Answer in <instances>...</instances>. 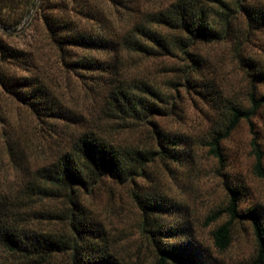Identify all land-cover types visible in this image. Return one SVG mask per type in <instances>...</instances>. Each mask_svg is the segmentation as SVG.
Instances as JSON below:
<instances>
[{
  "label": "trees",
  "instance_id": "1",
  "mask_svg": "<svg viewBox=\"0 0 264 264\" xmlns=\"http://www.w3.org/2000/svg\"><path fill=\"white\" fill-rule=\"evenodd\" d=\"M35 2L0 0V26L18 28ZM232 2L230 6L225 0H170L144 8L139 0H38L21 32L0 31L1 92L26 106L59 147L51 159L30 168L19 162L15 141L8 143L7 153L21 175L16 189L0 191V264H51L59 256H65L67 264H122L82 195L105 179L125 184L139 178L149 184L132 189L131 197L141 216L140 231L154 252V264H218L191 237L188 220L181 217L174 226L164 224L165 214H182V210L156 189L151 168L158 164L171 173L189 162L190 138L165 131L156 120L177 114L180 88L199 95L217 115V128L205 145L220 164L221 142L242 120L264 109V92L258 89L264 85L263 63L238 54L252 87L249 106L244 107L224 98L213 79L206 77L205 61L196 51L198 44L238 39L232 13L243 16L247 33L264 30L263 4ZM29 29L32 41L26 48L4 39L27 35ZM47 55H53L68 73L91 79L86 86L95 100V121L102 124L86 121L54 93L42 62ZM145 60L157 62L154 71H133ZM117 126L123 131L144 128L147 143L111 141L106 127ZM252 142L254 173L264 179L263 154ZM224 188L225 204L204 220L208 225L225 218L211 232L214 248L226 250L235 224L247 223L255 242L247 264H264V213L239 209L243 186L225 180ZM47 201L56 206L35 208ZM41 220L61 222L65 228L42 230L33 225ZM175 227L182 239L176 244L170 243Z\"/></svg>",
  "mask_w": 264,
  "mask_h": 264
},
{
  "label": "rangeland",
  "instance_id": "2",
  "mask_svg": "<svg viewBox=\"0 0 264 264\" xmlns=\"http://www.w3.org/2000/svg\"><path fill=\"white\" fill-rule=\"evenodd\" d=\"M147 1L139 0L140 7L164 5L170 0H153L155 4ZM225 1L232 6V0ZM245 1L264 5V0ZM232 16V27L238 32V39L198 44L196 51L205 61L206 77L213 79L224 98L246 107L249 106L248 93L252 87L237 57L238 54L249 56L264 64V30L247 33L243 16L240 13H232ZM26 33L23 36L10 35L4 39L14 46L26 48V44L32 41L28 36L30 29ZM44 51L47 52L46 48ZM42 62L47 67L49 84L54 93L72 110L82 114L86 121L101 123L95 121L98 115L95 100L86 86L91 79L81 73H68L56 63L53 55H47ZM156 64L155 60H145L133 71H154ZM258 89L264 92V85H259ZM179 94L177 114L156 120L165 131L184 134L190 138L189 162L173 168L171 173L162 170L158 164L151 169L156 189L177 202L183 215L168 213L162 217V221L174 226L176 222H180L181 217L188 220L191 237L218 264H247L255 253V242L249 224H235L230 246L219 251L212 244L211 232L225 218L208 225L204 224V220L214 209L225 204V180L229 184L243 186L244 197L239 209L253 208L264 213V179L254 173L255 156L252 146L254 139L262 151L264 166V109H260L249 120H242L231 135L221 142L220 149L224 159L220 164L205 145L211 140L213 129L217 128V115L199 95L191 91L187 94L181 88ZM45 128L26 106L0 90V191L16 189L21 175L19 165L15 168L16 163L11 161L7 153V145L12 140L15 141V148L21 152L18 153L19 162L24 166L34 168L55 155L59 148L58 142ZM118 128L106 127V136L111 141L137 145L147 143L144 128L128 131ZM134 183L117 184L105 179L89 188L82 199L92 216L103 226L108 244L122 264H154V252L140 231L141 216L131 197L132 189L144 188L149 183L141 178ZM41 203L35 208L56 206L54 202H43L44 206ZM33 225L42 230L65 228L61 222L43 220ZM171 231L174 237L170 243L180 242L181 237L176 236L177 228ZM67 262L65 256H59L51 264Z\"/></svg>",
  "mask_w": 264,
  "mask_h": 264
},
{
  "label": "water",
  "instance_id": "3",
  "mask_svg": "<svg viewBox=\"0 0 264 264\" xmlns=\"http://www.w3.org/2000/svg\"><path fill=\"white\" fill-rule=\"evenodd\" d=\"M38 3V0H36L33 9L31 10V12L25 17L23 23L18 27V28H3L0 26V31L6 34H17L20 31H22V29L27 25V23L29 22L30 18L32 17V14L34 12V9L36 8Z\"/></svg>",
  "mask_w": 264,
  "mask_h": 264
}]
</instances>
